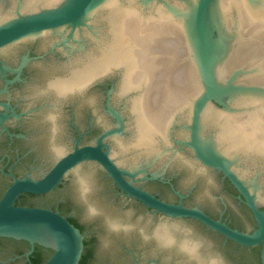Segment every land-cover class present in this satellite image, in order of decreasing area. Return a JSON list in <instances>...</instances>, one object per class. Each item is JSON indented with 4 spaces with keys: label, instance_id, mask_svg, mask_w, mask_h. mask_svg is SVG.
Segmentation results:
<instances>
[{
    "label": "water",
    "instance_id": "95a60500",
    "mask_svg": "<svg viewBox=\"0 0 264 264\" xmlns=\"http://www.w3.org/2000/svg\"><path fill=\"white\" fill-rule=\"evenodd\" d=\"M0 264H264V0H0Z\"/></svg>",
    "mask_w": 264,
    "mask_h": 264
}]
</instances>
